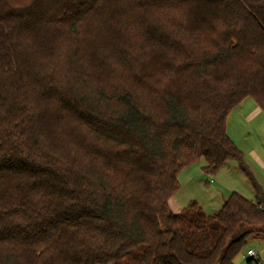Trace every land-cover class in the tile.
Instances as JSON below:
<instances>
[{
    "label": "trees",
    "instance_id": "16d2710c",
    "mask_svg": "<svg viewBox=\"0 0 264 264\" xmlns=\"http://www.w3.org/2000/svg\"><path fill=\"white\" fill-rule=\"evenodd\" d=\"M247 97L264 0H0V264H235L264 233L227 131ZM201 158L255 199L173 210Z\"/></svg>",
    "mask_w": 264,
    "mask_h": 264
},
{
    "label": "rangeland",
    "instance_id": "374dc122",
    "mask_svg": "<svg viewBox=\"0 0 264 264\" xmlns=\"http://www.w3.org/2000/svg\"><path fill=\"white\" fill-rule=\"evenodd\" d=\"M254 101L247 97L232 109L227 120V131L231 139L243 153L244 165L252 173L256 182L264 189V111L257 107L247 112ZM203 158L191 164L190 168L180 172V188L172 198L185 206L196 200L207 213L216 212L223 205V188L214 183L221 180L227 189H233L250 199L256 192L251 179L241 168L237 159H230L216 173L208 175L201 170ZM188 172V173H187ZM213 180V181H212ZM225 190V188H224ZM248 246L253 247L264 259V233L249 239ZM246 249L235 258V264H246Z\"/></svg>",
    "mask_w": 264,
    "mask_h": 264
},
{
    "label": "crops",
    "instance_id": "0c3cea01",
    "mask_svg": "<svg viewBox=\"0 0 264 264\" xmlns=\"http://www.w3.org/2000/svg\"><path fill=\"white\" fill-rule=\"evenodd\" d=\"M253 100V99H252ZM254 101V100H253ZM251 106L249 107V109H247L246 111L247 112H251L253 109H256L257 107H259L255 102L254 103H249ZM203 166V165H202ZM188 168H190V167H188ZM187 167L186 168H184L181 172H184V170H187L188 169ZM201 170L204 172V173H206L204 170H203V168L201 167ZM188 173V172H187ZM206 174H208V175H212V174H209V173H206ZM213 181V180H212ZM214 183L216 184V185H218V189H222L223 187L225 188V190H224V188H223V193H224V195L222 194V197H223V202L222 203H224V201H225V199L229 196V194L233 191V189H227L224 185H223V183H222V181L221 180H216V181H214ZM170 202H171V207L173 208V210H175V211H180L184 206H185V204H181V201L179 200H177V199H175V198H171V200H170Z\"/></svg>",
    "mask_w": 264,
    "mask_h": 264
},
{
    "label": "built area",
    "instance_id": "2783aa9c",
    "mask_svg": "<svg viewBox=\"0 0 264 264\" xmlns=\"http://www.w3.org/2000/svg\"><path fill=\"white\" fill-rule=\"evenodd\" d=\"M246 254L250 259L246 261V264H264V259L259 256L253 247H249Z\"/></svg>",
    "mask_w": 264,
    "mask_h": 264
}]
</instances>
